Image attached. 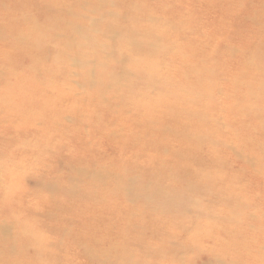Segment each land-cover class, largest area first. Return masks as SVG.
I'll list each match as a JSON object with an SVG mask.
<instances>
[{
	"label": "rangeland",
	"instance_id": "1",
	"mask_svg": "<svg viewBox=\"0 0 264 264\" xmlns=\"http://www.w3.org/2000/svg\"><path fill=\"white\" fill-rule=\"evenodd\" d=\"M186 1L188 0H64L62 3L50 0L0 1V27L2 25L8 34V39H3L0 34V214L4 218L1 221L0 217V223L2 228H6L15 221V229L21 231L16 238L25 255L18 257L15 261L17 264H55L65 259L63 255L55 259L54 255L61 253L58 252V247L52 245L51 239H56L57 235H49L46 226H42V222L49 218L46 215L47 204H42V197L34 194V191L42 189L39 183L51 175L47 164L57 165L56 175L61 173L60 180L69 178V175L76 177L78 171L75 162L88 156L93 157V161L105 160L120 167H141L143 170L156 166L159 172L152 170L157 172L156 183L173 188L177 178H193L190 171L187 175L175 171V166L187 163L195 172L206 171L210 177L217 178L218 174L233 181H236V176L243 182L249 179L255 185L247 184L248 191L251 190L254 198L264 202V193L261 192L264 190V161L255 168L254 165L239 161L234 152L225 150L223 146L218 151L225 152V157L218 154V159L214 153L215 159L212 161L210 157L193 158L190 151L187 153L191 155L184 158L168 148L172 141H164V138L153 145L146 144L144 155L140 153L143 149L140 142H135L130 153L124 154L125 143L122 140H125V136L144 135L147 140H160L156 139L161 133L157 126L146 129L137 124L149 117L148 112L152 115L153 108H166L170 99L177 100L178 104L170 108L166 119L180 115L179 111L188 109L190 105L208 113L219 112L217 125L221 127H216L214 131L224 132V139L230 138L233 133L243 132L264 141V122L254 126L256 121H264V87L249 84L255 82V79L246 76L256 69L253 68L252 61H244L245 57L240 53L229 55L218 44L187 47L188 55L219 53L224 57L222 60L212 61L213 65L208 70L195 68L194 75L202 77L203 84L206 85H202L206 97L210 91L232 90L229 99L220 97L214 107L208 106L203 98L186 97L183 90L194 86V81L187 84L183 82L181 87L163 97L155 95L164 85L163 82L152 80V77L159 76L158 71L169 73L172 81L182 79L185 60L181 55L171 61L165 58L166 54L174 56L175 48L172 46L179 42V37L186 35L174 30L178 28L173 24L183 25L185 20L195 14L197 7H202V10L211 15L221 14L228 3L227 0H197L186 7ZM213 4L215 6L209 8ZM242 20L243 18H239L233 22L241 23ZM263 22L264 18L256 20V23L250 20L245 24L255 27ZM217 28L220 29V26ZM93 31L97 33H92ZM161 44L170 45L173 49L153 48L154 45ZM136 45H143L144 50L151 49L140 54L137 59ZM251 47L258 51L264 49V44ZM176 53L178 54L177 51ZM263 53L264 51H258L260 57ZM57 55L63 57L62 62L56 65L52 62ZM77 61H80V66L75 64ZM262 76L264 68L259 70L257 78L261 79ZM221 77L223 78L220 79ZM235 88H238V92H234ZM146 89L151 93L147 95ZM251 96L255 101L249 103ZM261 97L263 98L259 99ZM262 101L263 105H259ZM240 105L247 107L246 110L249 111V115L245 117L248 125H241L240 121H236L242 117H238ZM254 108L258 113L256 118ZM140 111L144 114L136 120L131 119ZM179 117L183 123L190 121L183 116ZM225 119L234 124L233 129L229 127L224 131L216 130L223 128L222 125L226 122L222 121ZM112 124L118 127H111ZM69 135L72 137L66 139ZM64 144L72 153L63 161L58 158ZM196 145L191 140L186 146L194 150ZM46 149L54 151V154L43 156L42 151ZM13 153L18 155L13 157ZM68 168L70 171L67 172L65 169ZM257 168H260L259 173L255 172ZM9 169L17 174V179L21 181L19 186L3 175ZM115 174L119 181L124 179L126 182L131 177L130 170L117 169ZM95 175L93 173L91 179ZM141 183L139 187L144 185L143 181ZM14 186L18 191L7 197L8 190ZM54 191L55 197L65 196L66 190ZM236 191L230 189L226 192L235 194ZM213 192L217 197L213 201L205 199L200 208L223 207L220 202L221 191ZM42 196L46 197L48 193L43 192ZM194 196L190 195L191 198ZM95 198L120 202L135 211L131 217L130 214H125L117 225L113 215L104 211L98 214L92 205L94 202L81 203L84 210L96 216L93 222L98 239L87 241L82 235L81 240L87 244L103 246L110 243L120 246L125 252L132 250L138 258L145 259L150 253L149 264H170L173 259L183 260V263L196 250H176L170 244L168 247V242L179 246L195 240L200 245L211 241L212 237H218L214 243L205 246L217 252L229 249L228 254L220 253L222 259L245 260L249 263L262 259L264 264V229H259L262 223V218L259 217L261 213L248 216V211L253 212L250 208L245 214L241 213L232 221L229 220L231 222L228 225H232L233 220L238 223L236 228L241 225V231H233L234 234L230 235L224 229L211 232L209 218L202 217L201 209L191 204L185 207L192 208L193 214L181 209L166 212L159 208L154 210L145 207L142 211L138 206L143 203L129 200L127 192L116 187L112 191L99 190ZM62 210L63 208L58 213ZM43 212L45 217L41 215ZM15 215L21 216V221L15 220ZM224 216H227L226 211ZM249 223H252L251 227L248 226ZM52 224H64V219L57 217ZM107 224L110 225V230L115 226L111 232L109 230L105 233ZM35 225L40 229L44 228L46 242L40 243L33 235H28V231L32 232ZM208 226L209 231H205ZM68 228L69 232L77 233L76 237L78 233L85 231L81 223L75 224L74 221L68 222ZM143 233L148 236L145 240L147 251L141 250L137 245ZM7 240L8 238L0 236V248ZM74 245L76 243L73 244L72 251ZM258 250L261 251L259 255H249ZM9 258L8 253L0 254V264L3 260L10 262L12 258ZM86 264L91 262L87 259Z\"/></svg>",
	"mask_w": 264,
	"mask_h": 264
},
{
	"label": "bare ground",
	"instance_id": "2",
	"mask_svg": "<svg viewBox=\"0 0 264 264\" xmlns=\"http://www.w3.org/2000/svg\"><path fill=\"white\" fill-rule=\"evenodd\" d=\"M1 1V0H0ZM56 1L57 3H62L64 0H50ZM197 0H188L185 3L186 7H190ZM228 3L223 8L221 14L217 13L215 15H211L206 11L202 10V7H197L194 15L190 16L187 20L183 22V25L173 24L178 29H174L179 32V34H186L184 36L179 37V42L175 43L174 47V56L171 54H166V59L169 61L174 60L178 56L181 55V58L185 60L183 62V75L182 79H174L169 77V73H162L158 71L157 74L159 76L152 77L154 82H163V87L159 92H155V95L164 96L166 93H172L173 90L177 87H181V84L184 82L185 84L194 81V86L188 87L183 92L186 97H197L203 98L208 106L214 107L217 104V101L220 97H224L229 99L232 90L228 91L225 89H219L216 91H210L207 93V97L204 95L202 91L203 78L200 76H195L194 73L196 67H202L206 70L212 66V61L222 60L223 55L219 53H214L215 55H204L203 54H194L188 55L186 53L187 47H193V45H212L218 44L222 49H225L227 54L235 55L240 53L245 57L244 61H252L253 68L256 70L253 74L249 72L246 76L249 79H255V82H251L249 84L255 85L256 87L263 88L264 87V76L261 79H258L259 70L264 68V53L262 57L258 55V51L261 53L264 49H259L258 51L251 47V45H263L264 44V22L261 25L251 27L245 24V22L256 23V20L264 18V0H227ZM244 4L241 6V4ZM256 3V4H254ZM215 6L210 5L209 8ZM256 6L257 8H254ZM243 18L242 22H233V20ZM220 26V29L217 26ZM92 33H97V31H93ZM91 33V34H92ZM0 34H2L3 39H8L7 30L1 25ZM87 38V37H86ZM1 39V37H0ZM161 41H164L163 39ZM232 45V46H231ZM235 45H243V47H237ZM137 50L135 52V56L138 59L140 54L149 51V49L144 50L145 47L143 45H136ZM170 45L161 44L154 45V49L158 50H167L168 48L173 49ZM178 52V54L176 53ZM62 55H57L52 63L56 65L62 62ZM80 66V61L75 63ZM187 64L189 66H187ZM221 77L220 79H222ZM1 81V80H0ZM133 82V80H132ZM1 83V82H0ZM167 83V84H166ZM198 85V87H197ZM245 85H248L245 83ZM141 89H144L141 87ZM171 89V90H170ZM181 90V88H179ZM140 90V89H139ZM147 95L151 93V91L147 90ZM234 92H238V88H235ZM247 98L248 96L245 95ZM263 97L259 98L262 99ZM255 99L251 96L249 103H252ZM178 104L177 100H168L166 108H153L152 115L148 112L149 117L137 125H141L146 129H149L151 126L158 127L161 132L156 139H160L157 141L147 140L146 136L142 135V137L136 136H125L124 141V154L130 153L132 145L135 142H140L143 145V149L140 152L141 155H144V147L147 145H153L158 141H168L169 139L172 141L168 148L172 149V151H176V153L182 157H186L187 155H191V153H187V151L192 152V157H210L211 161L214 160V153L217 154V158L219 159V155L225 157L222 151V146L225 147V150H230L234 152L239 161H242L247 164L254 165L255 168L258 164L264 161V141L254 139L253 135L250 133L236 132L228 138H223V133L215 132L214 129L216 127H221L217 125V119L220 118L219 112L208 113L205 111H201L195 109L189 105L188 109L180 110V115L172 116L166 119L167 114L169 113L170 108L176 107ZM259 105H263V101L260 102ZM229 107V106H227ZM247 107L240 105L238 108V117L242 116L236 121H240L241 125H248L249 122L245 120V117L249 115V111L246 110ZM255 118L258 113L255 108L253 109ZM144 114L143 111H140L138 114L131 117V119L136 120L139 116ZM179 116H183L184 119L190 120L189 122H182ZM250 117V116H249ZM252 118V117H251ZM192 119V120H191ZM197 119H201L198 120ZM222 125L223 128H219L216 130L224 131L229 129H233V123H228V119L222 121L225 123ZM235 122V121H234ZM264 121H256L254 126L258 124H262ZM111 127H118L116 124H112ZM151 127V128H153ZM150 128V129H151ZM225 128V129H224ZM147 132V131H146ZM145 132V133H146ZM222 136V137H221ZM236 136V138L234 137ZM72 136H67L66 139H70ZM174 137V138H173ZM193 140L197 145L194 147V150L189 148L187 145L188 141ZM147 144V145H146ZM254 148L253 150H251ZM81 149V145L79 146ZM148 151V149H146ZM72 153L64 144L63 148L59 151V158L61 160H65L68 157V154ZM203 155H200L202 154ZM54 154V151L49 149L43 150V156H50ZM226 154V153H225ZM18 153H13L12 156L16 157ZM140 155V154H139ZM138 155V156H139ZM206 155V156H204ZM97 157V156H96ZM95 158V157H94ZM93 157L88 156L84 159L79 158L75 162V168L78 171V175L74 177L73 175H69V178H63L60 180V175H56L58 171L57 165H49L48 169L51 172V175L47 179H43L39 185L41 186L40 191H34V194L42 197V204H47V216L48 219L42 222V226H46L47 233L49 235H57V238L54 237L51 239L52 245L58 247V252L61 254L54 255L55 259L58 258L59 255H63L65 257L61 262H56L55 264H86L87 259L91 262V264H149L151 263V255L148 253L145 259L138 258L134 255L133 251L125 252L121 249L120 246H116L113 244H105L103 246L91 243L87 244L85 241L81 240L82 235H84V239L88 241L97 240L98 236L94 232V222L96 216L89 214L86 210L81 207V203L87 201L94 206V210L100 214L101 212H106L108 214L113 215V219L116 221V224L120 223L125 214H130V217L134 214V211L128 209L126 205L123 203H116L111 201H105L102 198L96 199V193L100 190L112 191L115 187L118 189H123L127 192L128 198L131 201H135L137 203H143V205H139L140 209L142 208H159L166 212H172L174 210H182L188 213L193 214L194 211L192 208L185 207L188 204H191L196 207H202V203L205 199L214 200L217 196L213 191H221V199L223 207H213V208H200L202 217H208L211 223V232H218L222 229L229 232L230 235H233V231L238 232L241 231V225L239 228H236L237 222L235 220L232 225H228L227 223L231 222L232 219L236 215L245 214L247 210L250 208L253 212L248 211V216L252 214L261 213L259 217L262 218V223L259 229H264V202H261L253 197V192L248 191L247 184L249 186L255 185L254 182L249 181V179L243 182L241 179L238 180L236 176V181L229 179L225 176H219L217 174V178L208 176L206 171L203 172H195V170L188 165L187 163L184 165L175 166L176 172L186 173L190 171V175H193L192 179L185 178H177L176 184L173 188H169L167 185H163V183H156L155 175L157 174L158 167H153L151 169H143L141 167H125L122 165H117L113 162H107L105 160H91ZM138 159V158H135ZM152 160V159H151ZM200 160V159H199ZM263 160V161H262ZM206 161V160H205ZM95 165V166H94ZM117 169L130 170L131 177L125 182L124 179L121 181L118 180L117 175L115 174ZM189 169V170H188ZM67 172L70 169H65ZM152 170H156L157 172H152ZM137 172V173H135ZM255 172H260V168H257ZM255 172L253 174H255ZM95 173L94 178L91 179V175ZM10 182L13 184L16 183L17 186L21 184V181L17 179V174L10 171H6L4 174ZM122 176V174H120ZM115 177V178H114ZM114 178V180H112ZM143 181L144 185L139 187V184ZM142 184V183H141ZM242 184L244 186H242ZM219 189H218V187ZM66 190L65 196L55 197L53 193L56 192L54 190ZM230 189H236L235 194H228L226 191ZM18 191V188L14 186L12 189H9L7 192V197H11L15 192ZM47 192L48 196L43 197L42 193ZM261 192L264 193V190ZM191 194L195 196L193 198L190 197ZM247 199V200H246ZM97 204L99 206L97 207ZM142 206V207H141ZM192 206V207H193ZM191 207V206H190ZM61 213H58L60 209H62ZM191 209V210H190ZM155 210V209H154ZM143 211V209H142ZM222 211V212H221ZM224 211L227 212V216H224ZM76 213L78 214L76 216ZM42 217H45V212L41 213ZM1 217V214H0ZM62 217L64 219V224L56 225L52 224L53 220L56 218ZM188 217V216H187ZM186 217V218H187ZM3 216L1 217V221L3 220ZM15 220L21 221V216L15 215ZM73 219V220H72ZM197 219V218H196ZM195 219V220H196ZM226 220V223L224 222ZM231 220V221H229ZM74 221L75 224L78 222L82 224L85 228L84 233H78V237H76L77 233L69 232L68 222ZM130 219L128 218V222ZM212 221L213 224H212ZM15 221L8 224L6 228H2V224L0 223V236L2 238H8L7 242L2 244L0 248V254H9V257L12 258L10 262L5 260L1 261V264H17L15 261L18 260L19 256H24L25 254L21 252V244L19 240H17L16 236L21 231H17L15 228ZM107 228L105 233H108L110 230V225L107 224ZM112 226V225H111ZM115 226V225H113ZM113 226L111 227L110 232L113 230ZM249 227L252 226V223L248 224ZM21 227V226H20ZM142 228V226H140ZM209 226L205 228V231ZM133 230V228H132ZM145 232L147 229L144 227ZM57 234H55L54 232ZM183 231H185L183 229ZM202 231V230H201ZM109 232V235H110ZM28 235H33L40 243L46 242L45 238L47 234L42 227L40 229L37 225H35L34 230L32 232L28 231ZM166 234V233H165ZM143 236L137 241V245L141 250L145 249L147 251L148 247H146L147 243L145 240L148 238L146 233L142 234ZM167 235V234H166ZM61 236V237H60ZM63 236V237H62ZM11 238V240H10ZM109 237L107 236V239ZM226 238V237H225ZM218 237H212L211 241H206L204 244L198 245L195 240H190L186 243H183L179 246L173 245L168 242L172 248L176 250L182 249L185 251L188 250H196L195 254L190 258L185 260L175 261L173 259L170 264H261L262 259L256 260L252 263H249L245 260L241 261H233L229 259H222L220 257V253L224 252L228 254L229 249L225 251H215L212 249H208L205 245L210 243H214V241L218 240ZM74 245L73 251L72 246ZM154 243V242H153ZM62 244L63 246L59 245ZM56 249L54 250V253ZM238 251H233V253H237ZM261 251H256L249 255L256 256L259 255ZM154 256V255H153ZM157 257V255H156ZM9 258V259H10ZM83 259L86 261L84 262ZM147 261V262H146ZM263 264V263H262Z\"/></svg>",
	"mask_w": 264,
	"mask_h": 264
}]
</instances>
